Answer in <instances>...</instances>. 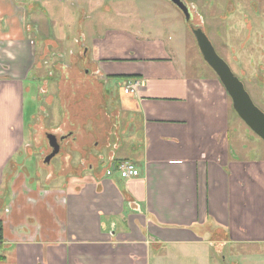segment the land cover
Masks as SVG:
<instances>
[{"label":"crops","instance_id":"crops-1","mask_svg":"<svg viewBox=\"0 0 264 264\" xmlns=\"http://www.w3.org/2000/svg\"><path fill=\"white\" fill-rule=\"evenodd\" d=\"M61 6L0 0V264H236L235 245H257L263 264L264 155L229 142L234 109L200 52L210 73L187 74L175 43L140 37L132 24L93 38L79 30L69 47L83 45L88 70L72 63L47 87L52 68H37L36 44L44 16L50 36L66 38ZM110 80L119 99L107 96ZM132 80L137 91L124 93ZM27 95L49 107L42 118L62 138L59 166L57 154L43 162L47 139L31 134ZM121 160L138 175L106 174Z\"/></svg>","mask_w":264,"mask_h":264},{"label":"rangeland","instance_id":"rangeland-1","mask_svg":"<svg viewBox=\"0 0 264 264\" xmlns=\"http://www.w3.org/2000/svg\"><path fill=\"white\" fill-rule=\"evenodd\" d=\"M59 1L62 4L61 7H63L64 23L57 20L55 24L62 23L61 25L66 28V38L63 40L56 42L54 33L50 36L53 26L51 27L50 21H46V16L42 17L40 14H36L35 19L32 17L33 23H37L38 15H40L39 18H43V28H40L39 32L42 39L36 44L38 47L41 46L37 51L39 52L38 55L40 54L37 68L39 70L42 69V72L52 68L53 74L45 76L47 87L53 84L56 70L59 71V76L64 70H72L74 66L76 68L79 66L85 71L88 70L84 66L85 59L83 60L82 58L83 45L80 43V46H78L75 43L78 49L74 45L71 48L69 47L74 41V36L78 35L79 30L85 34L90 32V38H93L98 35L96 32H101L102 34L105 28H112L114 24L118 25V30H120L119 27L121 25L130 26L132 24V32L140 37L159 39L169 44L175 43L173 47L181 51V58H184L183 61L188 64V67L183 72L196 75L204 74L209 72L210 69L204 65L200 58L191 29L200 27L211 41L216 53L242 81L253 103L264 112V0L196 1L195 6L193 4L188 5H193L194 9L190 8L191 19L187 23L176 7L169 4L168 0H162L166 4L168 3V6L160 5L153 0H102L99 7H95L93 1L90 0L91 6L89 8H87L89 2L85 0L77 1L75 5H72L73 0ZM117 16L118 19H116ZM87 43L86 47L90 41L87 40ZM68 55H70V58H68ZM69 60H72V62ZM178 62L177 60L176 64ZM72 63H74V66H71ZM42 80L41 74H39L37 79L39 88ZM46 81L44 80L45 83ZM29 83H32L33 87H35L36 80L30 79ZM106 86L107 96L114 93L119 99V83L117 84L110 80ZM47 92L44 91V88L39 90L41 95H46ZM46 99L50 101L51 97L43 96L41 98L45 102ZM109 101L108 99L107 104ZM37 105L40 104L32 101L30 96L25 99L24 114L26 121L31 120L33 113L38 114ZM42 107L41 109L44 112L41 111L40 114L43 116L33 120L30 130L31 134L43 136V139H46V133L49 131L53 132L54 129L52 128L54 126L48 122L47 118H42L49 115V112H46L47 109H45L49 107L45 106L44 108L43 105ZM55 108L53 109L54 113H57L59 108L57 107L58 109L56 110ZM229 119L230 128L233 130L229 133V142H243L252 148L251 150H253L256 157L264 155V141L254 134L233 110L230 111ZM36 143L39 147L38 142ZM43 146L46 148L47 142L44 141ZM46 151H49V148ZM59 157L60 153L52 158L51 163L59 166L61 163ZM41 176L44 177L45 174L43 173ZM233 252L236 264L260 263L258 258H260L261 251L257 245H235ZM226 253L227 251L224 252L225 256ZM217 261L220 262L221 259L218 260L217 258ZM261 262L264 264V260Z\"/></svg>","mask_w":264,"mask_h":264},{"label":"water","instance_id":"water-1","mask_svg":"<svg viewBox=\"0 0 264 264\" xmlns=\"http://www.w3.org/2000/svg\"><path fill=\"white\" fill-rule=\"evenodd\" d=\"M184 16L186 22L190 20L188 6L183 0H169ZM199 52L206 64L217 75L219 81L230 97L232 108L249 129L264 141V112L252 101L242 81L232 72L228 64L216 53L211 41L200 27L192 28ZM46 139L51 152L44 157L43 162L49 163L58 154L60 143L53 133H46ZM62 138H60L61 140ZM59 140V141H60Z\"/></svg>","mask_w":264,"mask_h":264},{"label":"built area","instance_id":"built-area-1","mask_svg":"<svg viewBox=\"0 0 264 264\" xmlns=\"http://www.w3.org/2000/svg\"><path fill=\"white\" fill-rule=\"evenodd\" d=\"M140 86L138 80H132L124 87V93H135ZM113 171L118 172L121 178H130L138 175V169L129 161L121 160L117 163H112L110 167L106 169V174H111Z\"/></svg>","mask_w":264,"mask_h":264},{"label":"flooded vegetation","instance_id":"flooded-vegetation-1","mask_svg":"<svg viewBox=\"0 0 264 264\" xmlns=\"http://www.w3.org/2000/svg\"><path fill=\"white\" fill-rule=\"evenodd\" d=\"M184 1V0H183ZM232 1V0H231ZM185 2V1H184ZM186 3V2H185ZM186 5L188 6V4L186 3ZM194 6L193 5H191V6H188V9H189V12H190V15H191V11H190V8H193ZM194 9V8H193ZM190 19H191V16H190ZM33 79H35L36 81H37V79H38V75L37 74H34L33 75V77H32ZM7 79V78H6ZM9 80H10V77L8 78ZM12 80V79H11ZM33 97H34V101H35V96L33 95ZM37 107V111H38V114H36V113H34L33 114V120L34 119H36L39 115H40V113H41V109L39 108L40 107V105H37L36 106ZM47 133H49V132H47ZM59 140V139H58ZM46 142H47V140H46ZM59 142V141H58ZM47 148H49V151H47L45 154H44V157L46 156V155H48L50 152H51V148L49 147V145H48V142H47ZM43 160H44V158H43Z\"/></svg>","mask_w":264,"mask_h":264}]
</instances>
